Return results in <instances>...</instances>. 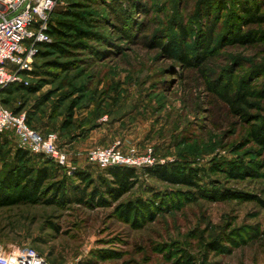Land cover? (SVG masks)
<instances>
[{"label":"rangeland","instance_id":"rangeland-1","mask_svg":"<svg viewBox=\"0 0 264 264\" xmlns=\"http://www.w3.org/2000/svg\"><path fill=\"white\" fill-rule=\"evenodd\" d=\"M67 10L88 20L80 25L92 35L82 39L87 48L49 34L4 94L33 128L58 134L70 156L61 173L77 182L73 173L84 170L97 180L104 169L87 154L117 145L152 152L154 164L144 167L193 168L200 188L224 193L205 197L136 167L133 188L116 201L0 206V245L33 247L50 264H264V147L250 133L264 121V0H56L49 22ZM180 26L190 57L210 39L200 66L161 48L181 41ZM235 33L257 41L235 43ZM212 82L248 96L245 117ZM11 134L0 139L1 174L19 148ZM241 161L252 168L235 178L226 164ZM137 199L148 210L120 214Z\"/></svg>","mask_w":264,"mask_h":264},{"label":"trees","instance_id":"trees-1","mask_svg":"<svg viewBox=\"0 0 264 264\" xmlns=\"http://www.w3.org/2000/svg\"><path fill=\"white\" fill-rule=\"evenodd\" d=\"M243 9L245 12L251 13L247 7ZM248 19H250L251 22L257 21V18H253L251 14ZM86 23H89L88 20L77 12L67 10L58 12L57 14L53 13L48 33L51 36L62 39H76L78 43L76 42L74 47L77 49H85L87 46L82 39H90L92 37L89 31L80 26H84ZM179 29L180 32L178 35L181 41L170 40L168 43H163L161 48H163V50L169 55H171L172 52L176 55L178 53L179 59L187 63L189 67L200 66L206 61L207 53L210 52V43L208 42L210 39L207 38L204 40V42L200 44L203 46V49L200 50V48H198L199 51H196L195 55L190 57L185 48V42L188 41L187 29L183 26H180ZM231 39L235 43L243 44L254 43L257 41L252 35L244 36L238 33L233 34ZM42 45L43 44L40 46ZM51 45L56 48L60 46L58 41ZM59 49L63 50V48ZM68 64L58 63V65L62 67H66ZM211 87L216 91L217 95L230 106L231 110L236 115L242 114V116H246L244 113V106L248 103V96L242 93L232 94L231 88L228 87L225 82L220 84L212 82ZM12 91L13 89L9 85L5 86L0 91L2 103L7 108H10L8 107L9 99L7 97L5 98L4 94L11 93ZM11 110L17 114L22 113L21 110ZM27 123H30L28 119ZM49 132L52 131L42 133ZM250 133L252 139L258 145L264 147V121L260 124H253ZM3 135H0V139L3 138ZM8 137L9 136L6 135L4 136L5 139ZM226 165L228 166L226 167L227 172L235 178L247 174L252 168L251 164H246L243 161L239 163L229 162ZM62 168L65 169L66 167L57 164L55 161L44 155L31 154L24 149L18 148L15 154V163L3 174L0 173V206L22 202L52 205L56 204L57 201L66 204H88L91 201H95L100 195L101 199H106L104 197L105 195H108L111 199L116 201L123 194L133 188L134 181L137 180L139 171L136 167L110 166L103 168L104 173L99 174L97 180H95L89 172L76 170L73 173V176L77 182H73L66 173H61ZM142 171L144 174H151L168 183L201 189L200 193L205 197H215L217 194L224 193V191L217 189V187H213L212 189L200 188L197 173L193 168H184L180 165L168 168L167 165L159 164L152 167H143ZM96 181L99 182L97 183ZM104 201L106 200H103V202ZM148 205V202L142 199H137L135 201L130 200L127 203L122 204V208L120 207L119 212L120 214L131 215L141 210H148Z\"/></svg>","mask_w":264,"mask_h":264},{"label":"built area","instance_id":"built-area-1","mask_svg":"<svg viewBox=\"0 0 264 264\" xmlns=\"http://www.w3.org/2000/svg\"><path fill=\"white\" fill-rule=\"evenodd\" d=\"M56 0H0V91L19 79L18 72L30 68L38 45L49 40V17ZM16 68L9 70L7 64ZM12 133L19 148L44 155L61 166L69 165V154L60 146L55 132L42 133L32 128L26 114L15 113L0 97V135ZM152 152L135 154L117 145L97 147L87 160L100 168L110 166L144 167L154 164ZM0 264H50L33 247L0 245Z\"/></svg>","mask_w":264,"mask_h":264},{"label":"crops","instance_id":"crops-1","mask_svg":"<svg viewBox=\"0 0 264 264\" xmlns=\"http://www.w3.org/2000/svg\"><path fill=\"white\" fill-rule=\"evenodd\" d=\"M81 158V157H80Z\"/></svg>","mask_w":264,"mask_h":264}]
</instances>
